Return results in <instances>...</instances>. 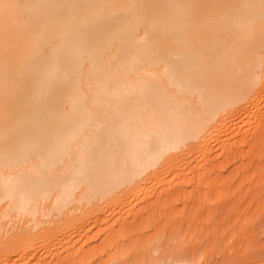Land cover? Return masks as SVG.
<instances>
[{
    "label": "bare ground",
    "instance_id": "1",
    "mask_svg": "<svg viewBox=\"0 0 264 264\" xmlns=\"http://www.w3.org/2000/svg\"><path fill=\"white\" fill-rule=\"evenodd\" d=\"M263 99L264 0H0V264L208 261L170 208ZM248 228L229 264H264Z\"/></svg>",
    "mask_w": 264,
    "mask_h": 264
},
{
    "label": "rangeland",
    "instance_id": "2",
    "mask_svg": "<svg viewBox=\"0 0 264 264\" xmlns=\"http://www.w3.org/2000/svg\"><path fill=\"white\" fill-rule=\"evenodd\" d=\"M260 103L259 104L262 105V107H263L264 106V104H263L264 99L261 100ZM262 119H264V118L260 117V119H258V121H256V123L258 122L257 123L258 126H257V124L255 126V123H252V122H255V119L252 120L251 124H246L245 126L247 128L249 127L248 125H251L250 127L252 129H254L255 132L252 129H250V131L246 135H244L247 137H252L254 135H258L259 138L263 137L261 142H260V140L255 141L254 139L249 140V138H248V140H246L245 143H242L240 139L243 136H240L239 139H238V137L233 136L236 138V140L234 138V140L232 139V141L230 138L228 139V137H226L227 141L229 140L230 142L228 141L227 145H224V143L221 145L222 146L224 145V150L226 148L227 153L223 152V156H222V154L219 155V158H218L219 162H218L216 168H214V171H213V168H209L208 173L207 174L205 173L206 176H203L202 178H199V179H197V177L195 175L193 176V174H190V179L192 178V176L194 177V180L192 178V183L195 184V183H197L198 180H199V184L201 183L200 185H202V187L199 186L198 184H196L197 186L201 187V188H199V189H201L200 194H202V193L206 194L207 193L206 196L210 195V197L205 196V198H207V201L204 202V204H202V203L199 204V202L197 200L196 201L194 200L195 202L198 203L197 205L195 203L193 204V202L191 201L192 203L190 202L191 204H188L189 206L186 204L188 206V207H186L184 201L182 200V197H180L178 200H176L177 202L174 204V206L172 208H170L173 211L174 214L172 213V215H174V216L179 215V213H181V212H184L183 211L184 208H185V210H189L190 212L199 216V217H197V219L200 220V221L198 220V222H197V224H199V225L194 226V227H196L194 229V231H195L194 236L196 238L198 237L197 240H196V238L194 239V243H196L195 241H197V243L202 242V243H199V245L202 247V248L201 247L200 248L203 251H205L206 249H209L207 251L210 253L212 252V254H211V256H209V260H208L210 262L206 261L207 264H220V263L221 264H229V262H228L229 258H227L228 257L227 255H224L225 252L223 249H225V248H223V246L225 245V247L227 249V246L236 247V246H238L239 243L241 244L243 242V240H242L243 238H241V236H239V235L241 234L243 229H244V231L242 233H245V229L247 230L248 227H249L248 231L252 227L251 228L252 231H249L250 233L251 232H253V233L257 232L256 234L251 233V236H253V237L255 236L254 238L251 237V239L253 238L255 240L254 241L252 239V241H254L253 243L255 245L252 243L254 245V247L251 246L252 249L255 250L254 252L255 253H256V251L259 252L260 249L262 248V246L264 247V222H263L264 221V210L263 209L259 210L261 212H259V213L257 212V214H256V210H255V208H257V209H260L261 207L264 208V120H262ZM252 126H254V128ZM249 133H251L252 135H250ZM255 133H258V134H255ZM228 136H231V135H228ZM227 141L225 142V144L227 143ZM236 142L239 144L240 147L237 145ZM217 145H218V143H216V146ZM218 146L220 147V145H218ZM235 146H237V147L235 148ZM220 148H223V147H220ZM228 148H229V150H228ZM215 150H217V153H221V151H222L219 148H217ZM231 150H233V152ZM234 154H235V156H233ZM226 156H229V157L227 158ZM231 156H233V157H231ZM224 157H225L226 163L223 160ZM226 158L229 159V161ZM222 164H226V165L224 166ZM220 165L224 166V167L218 169V166L220 167ZM210 169H212V170L210 171ZM209 183H211V184H209ZM190 184H191V182H190ZM190 184H187L190 187L185 185L187 187V189H191V187H193L196 190L197 186L195 188L194 185H192V184L190 185ZM208 184L210 185L211 190L216 189V190H212L213 192L215 191L214 192L215 195L211 194L212 191H211V193L208 194V192H210V191H208V190H210V187ZM216 184H218V185H216ZM228 184H229V187L226 188V185H228ZM220 185L221 186L223 185V186L221 187ZM214 186H215V188H214ZM193 188L189 191L193 190L194 194L196 195L197 191H195ZM207 188H209V189L206 190ZM195 197L193 199H195ZM257 203L260 206L261 205H263V206H261L259 208ZM253 204L255 205V207H253L254 206ZM251 206H252V209H250ZM248 207H249V210L251 211V213L247 209ZM240 208H241V211L244 210L243 213L239 210ZM245 209L248 210V212H249L248 215L245 214L248 218H246L244 215V212H246ZM213 210H215V211H213ZM155 211L157 214V210H155ZM220 211L223 212L221 215L225 214L226 216H224V217L220 216ZM239 212H241V214ZM227 213H228V216H227ZM237 213H238V215H237ZM150 215H154L153 211H152V214L150 213L147 216L149 217V219H152L155 216L154 215L150 218ZM215 215H217V217H222V219L217 218ZM233 216H235V217L233 218ZM242 216H243V218H241ZM236 218H237V222H234V221H236ZM211 219H216V220H212V221H214V222H212ZM228 219L229 220L234 219V221L233 220L229 221ZM245 219H247L248 221H246ZM224 220H226V221L228 220V221L226 222ZM244 220H245V222H244ZM261 220H262L263 224H262ZM220 222H222V223H220ZM228 222H229V224L230 223L231 224L229 225ZM233 222L235 224H233ZM257 222H258V224H257ZM259 222H261V224H259ZM223 224L224 225L228 224L229 226L228 225H226V226H228L229 228L231 226V228L229 229L227 227V229H225L226 230V232H225V231H223L224 227H225ZM210 225H211V227H208ZM214 225H216V227ZM232 225H234V226H232ZM219 226H220V228H219ZM237 226H239L240 228L242 227V230L240 231L239 235H237L238 233L235 234V232H236L235 229H237L236 228ZM207 227L210 229H207ZM254 227L257 229H254ZM229 230H231V233ZM233 231H235V232L233 233ZM227 232H229L231 235H229ZM237 232H239V231H237ZM232 233H233V235H232ZM246 233L248 234L247 231H246ZM250 233L248 235H250ZM227 235H229L228 238L226 237ZM238 236L241 238V242L239 241L240 239L238 238ZM223 237H226V239H224ZM237 239H238L239 243L237 242ZM224 240H226V242ZM248 240L250 241L249 238H248ZM99 241H96V242H99ZM222 242H223V244H222ZM224 242L227 243V245L224 244ZM213 243H214V245H213ZM201 244H203V245H201ZM228 244H230V245H228ZM249 244H250V242H249ZM217 248H219V249L216 250ZM252 249H251V251H252ZM262 249H264V248H262ZM235 251H236V248L235 249L231 248L229 251L230 255L231 254L234 255V253H236ZM262 251H261V253H262ZM254 252L252 251L253 255L255 254ZM257 255H259V254H257ZM215 257H217V258H215ZM224 258L227 259V260L225 259V261H224L225 263L221 262L224 260ZM206 262H205V260H202L200 264H206Z\"/></svg>",
    "mask_w": 264,
    "mask_h": 264
}]
</instances>
